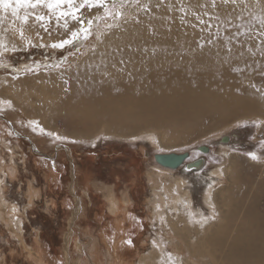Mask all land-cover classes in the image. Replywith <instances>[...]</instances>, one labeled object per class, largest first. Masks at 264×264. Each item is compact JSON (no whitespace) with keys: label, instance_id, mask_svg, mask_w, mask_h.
I'll list each match as a JSON object with an SVG mask.
<instances>
[{"label":"rangeland","instance_id":"rangeland-1","mask_svg":"<svg viewBox=\"0 0 264 264\" xmlns=\"http://www.w3.org/2000/svg\"><path fill=\"white\" fill-rule=\"evenodd\" d=\"M149 1L123 0V6L117 2L115 9L109 3L110 13L119 12L121 15L114 18L106 15L103 9L98 11L100 18L93 23L92 34L75 47L53 49L42 46L67 35L57 33L63 22L57 24L53 19L48 32L39 27L30 29L35 31L39 28L41 31L39 35L28 36L31 45L0 57L4 64L9 65L8 68L0 67V93L21 101L24 107L28 105L27 109H21L19 105L5 108L0 105V116L6 117L9 127V133L0 128V155L5 160L3 165L0 163V189L5 201L20 210L16 217L22 220L23 227L18 231L19 227L10 223L12 213L4 210L2 215L5 219L0 217V264H36L28 252L37 243L43 247L51 264H74L75 261L80 264H108V258L114 264L137 263L149 251L157 230V221L153 220L147 206L154 197L148 175L158 171L154 162L158 151L150 145L149 133L164 139L168 151L189 154L179 168H165V174L171 175L164 176L163 182L179 177L189 182L186 187L196 209L206 208L201 198L203 182L198 178L206 180L207 175L220 165L218 148L224 146L229 153L243 159L237 166L238 180L233 183L235 187L241 186L235 212L242 215L243 207H251V216L260 211L264 214V107H254L249 111L233 106L218 112L213 120L211 114H196L204 117L198 118L194 117L195 114L186 112V116H180L177 111H172L167 113L160 126L155 122L147 124L143 115L142 119L138 116L150 113L143 109L133 112L138 111V115L126 114L123 117H119L111 106L107 112L93 110L97 102H105L109 98L103 93L93 97L96 88L86 85V79L105 81L112 78V73L119 68L107 59L110 52H104L103 60L99 62L96 58L93 66L85 68V61L98 56L104 44L112 50L123 49L129 55L140 52L154 54L159 48L168 49L163 43L165 39H172L175 43L178 40L191 41L195 29L230 28L229 37L217 36L216 44L222 49L218 56L177 66L174 71H147L146 78L156 74L162 79L161 83L164 79H171L169 83L172 85H179L184 90L196 89L199 95L208 98V89L222 88L231 79L241 80L242 85L257 88L255 93L264 97V36L259 32V27L264 30V0H235V3L232 0L227 3L225 0H160L167 13L152 12ZM86 18L93 19L91 15ZM164 19L168 27L157 42L149 35L155 28L150 30L148 26L153 20L160 22ZM140 21L144 27L131 41L127 40L129 48L124 40L125 44L107 41L115 29L132 28ZM230 25H236L238 29ZM99 31H103L100 37L97 36ZM172 32H180L184 36L178 38L170 35ZM237 33L242 34L237 36ZM260 40H263V45ZM213 44H207L206 48ZM231 63L236 65L231 66ZM29 67L33 71H27ZM248 75L249 83L245 81ZM137 76L122 77L117 86L135 84L139 79ZM4 89L7 91H2ZM145 90L141 88L138 92ZM240 92V88H236L233 94L245 96ZM120 93L129 92L120 90ZM161 97L168 103L174 101L166 94ZM135 100L134 97L129 98V101ZM32 104L40 106L41 111L48 114L37 117L35 121L50 118L49 128L67 140H56L48 135V130L41 133L33 130L28 118L35 117L37 107L34 113L30 108ZM184 109L189 110L186 106ZM221 110L215 109L214 112ZM154 111L155 107L151 112ZM192 118L193 123L187 122ZM110 126L122 129L124 133H114ZM163 131L166 133L164 138ZM224 137H229V142L223 143ZM202 147L208 151H201ZM249 153H255L258 159H251ZM197 161L201 162L197 169L188 167ZM5 165H15V178L11 179L3 172ZM225 184H229L227 179L223 186ZM31 185L38 195L28 207L27 194ZM110 192L119 201L120 211L116 215L108 207L107 195ZM126 197L130 202L124 205ZM241 218L239 216V220L226 225L239 224ZM14 230L22 233V238H17ZM69 233L70 241L67 242L65 236ZM164 233L165 226L159 237L162 243H165ZM128 240H131V246L125 243Z\"/></svg>","mask_w":264,"mask_h":264},{"label":"bare ground","instance_id":"bare-ground-1","mask_svg":"<svg viewBox=\"0 0 264 264\" xmlns=\"http://www.w3.org/2000/svg\"><path fill=\"white\" fill-rule=\"evenodd\" d=\"M117 2L119 3L118 0ZM109 3L111 4L112 0H109ZM149 6L152 12H168L161 6L160 0H150ZM100 10L102 9H93L92 11L85 10L84 16L90 17L91 15L94 22H97V12ZM3 16L4 18L0 20V40H3L9 48L13 45H15L18 50L27 47L28 44L25 41H21L14 30L19 26V22L17 21L14 25V18L10 13L3 14ZM151 22L149 23L148 29L151 30L155 28V31H151L149 35L153 40L158 42L164 34L163 31L167 29L168 24L166 19L160 22H156V20ZM128 23L132 25L131 22ZM250 23L251 21H249V24ZM68 25L69 28L77 27L76 23L72 20L68 21ZM232 26L238 29L236 25H230V27ZM248 26L249 25H247V28H251ZM143 27V21H140L139 24H136V26L132 28H126V26H124V28L115 29L111 35L108 36L107 41L122 44L124 40L128 43L127 47L129 48L130 43L128 41H131L138 32H141ZM6 29L7 31H5ZM37 32H39V34L41 33L39 28L35 31L28 30L25 34L28 37L37 35ZM259 32L264 36V30L260 27ZM57 33L66 35L67 31L60 25L57 29ZM230 33V28L217 27L213 28L212 31L195 29L194 32H192L193 39L191 41L187 40L181 42L178 40L175 43L172 39H165L163 43L168 46V49L159 48L154 54H144L140 52L129 55L123 49L112 50L108 44H104L100 47V54L98 56H91L85 61V68L93 66L96 58L99 59V62L103 60L102 54H104V52H110L111 55L107 57V59L109 62H114L119 69H117L115 73H112L111 79L105 81L86 79V85L88 84L96 88L93 92V97L103 93L104 96L106 95L107 98H109L105 102H97L93 110H105V112H107L111 106L116 109L119 117H123V115L126 114H131V116L138 115V111L136 113L133 112L136 109L141 112L143 109V111H149L150 113L138 115L139 118L142 119L143 115L147 124L155 122L157 126H160L163 123L162 121L167 118V113H171L172 111H177L180 113V116H186V112L195 115L211 114L210 116L213 120L218 112L222 113L223 110L232 109L233 106H241L249 111L254 107L262 109V107H264V97L255 93L257 88L254 89L251 86L242 85L240 82L241 80L236 81L231 79L228 85L222 88L208 89L207 91H209L210 94L208 98L207 96L199 95L196 89L184 90L179 85H172L169 83L171 79H164V82L161 83L162 79L157 78L156 74H150L149 77L146 78L147 71L157 73L160 71H174L177 66L195 64V62L205 61L204 59L209 60L212 56H218V54L222 52V49L216 44L217 36L224 35L227 38L230 36ZM102 34L103 31H99L97 36L100 37ZM170 35H175V37L177 36L178 38L184 36V34L180 32H172ZM236 40L237 39H234L235 42H237ZM263 40H260L262 45ZM212 42L214 43L212 47L209 49L206 48V45ZM260 43L258 44L259 48L261 46ZM189 47H191V49H189ZM11 53H13V51H9L4 55ZM262 56H264V54H262ZM234 65H236V63H231V66ZM136 74L139 79H142L141 81L138 79L135 84L124 83L123 85L117 86V83L122 77H135ZM245 81L249 83V75L245 77ZM101 87H105V89H101ZM141 88L146 89L145 92L139 93L138 91ZM236 88H240V94L243 93L245 96L234 95L233 93H235ZM120 90H126L129 93H120ZM2 91H7V89ZM113 91H117L118 93L114 94L112 93ZM164 94L173 97L174 101L172 103L163 101L161 96ZM132 96L136 99L135 101H129V98H133ZM0 105H2L3 108L8 106L15 107L16 105H19L21 109L28 108L27 104H25L27 106L24 107L21 101L8 98L1 93ZM185 106L189 108L188 111L184 109ZM154 107L155 111L151 112ZM30 108L34 113L36 109V114L33 118L27 117L29 119L28 121H35L38 119L37 117L43 115L48 116V114L41 111L40 106L36 104H32ZM215 109L222 110L214 112ZM8 115L9 114H6V116ZM194 117L204 118L198 115ZM37 122L38 126L31 125L32 128L35 127L37 132L41 133L40 129L42 128L44 130L43 132L48 130L49 133H55L60 137L66 138L64 135L49 128L51 123L50 118H45L44 120L39 119ZM187 122L193 123L194 119H187ZM0 128L9 133V127L6 125L5 116H0ZM109 128L112 129L114 133H124L122 129L117 127L110 126ZM162 133V137L164 138L166 133L165 131ZM148 138L150 145L154 147L155 151H158L156 154L175 153L174 151H168V146H164V139H159L150 133ZM218 150L221 155L220 165L216 166L215 169L207 175L206 180L198 178L199 181L203 182L204 187L201 198L202 204L206 208L199 207L196 209L195 205H193L190 190L186 187L189 182L184 181L180 177L178 179L174 178L173 180L169 179L163 182V177H170L171 174H168V172L165 174L164 171L167 170L165 169L167 167L158 165L154 160L156 163L155 168L158 171L150 172L148 175L153 187L151 194H153L154 197L149 200L147 206L151 217L153 220L157 221V230L155 233L156 246H153V242H151L149 251H147L145 255H142L137 263L130 262L128 264H264V214L261 213V211L259 214L255 212L256 214L252 215V217L250 215L252 214L251 207H243L242 215H238V213H236L237 211L235 212L236 205H239L238 201L240 195L238 194V190L241 189V186L235 187L233 183L237 179L236 173L239 172L237 166L240 165L243 159L229 153L228 149H225L224 146H219ZM4 162L5 160L0 155V163L3 165ZM200 165L201 162L197 161L195 164L188 165V167L197 169ZM14 166L5 165V167L3 166L2 168L3 172L11 179L15 178L17 174ZM226 179L229 184L223 186V182ZM37 195V190H34L32 185L29 186L27 194L28 207L33 203ZM118 202V198L112 192L107 195L108 207L114 215H116V212L120 211ZM128 202H130V199L126 197L123 204L126 205ZM6 203L3 191L0 189V217L5 219V215L2 214H4V210L7 209L12 213L13 217H9V220L11 219L10 223L12 222L11 224H14L16 228L19 227L20 230L18 229V231H21L23 229L21 225L22 220L16 217V213L20 210L16 205H9L8 203L7 205ZM113 205H115V207H113ZM239 216L242 217L239 224L237 222L235 225H226L227 223H232V220L235 222ZM205 217L208 219L205 220ZM5 221L7 222V220ZM71 224L70 221L69 225ZM164 226L165 239L163 240L165 243H162L159 237L164 231ZM16 233L17 238H22L20 236L22 233ZM70 234L71 233L68 235L66 234L65 241H70H68ZM28 253L29 257L36 264H51L46 259V253L43 247L38 243ZM169 254H171L172 257L171 261H169ZM66 259L68 260L67 257ZM108 259H106L108 264H114L111 258ZM75 262L74 264H80V262Z\"/></svg>","mask_w":264,"mask_h":264},{"label":"snow or ice","instance_id":"snow-or-ice-1","mask_svg":"<svg viewBox=\"0 0 264 264\" xmlns=\"http://www.w3.org/2000/svg\"><path fill=\"white\" fill-rule=\"evenodd\" d=\"M119 2L121 6H123V0H119ZM227 2L228 0H225V3ZM232 2L235 3V0H232ZM116 4L117 0H112V9L116 8ZM108 5L109 0H0V20L4 18L3 14L10 13L14 18L13 24L15 25L17 21L19 22V26L14 29L18 38L29 45H31V40L26 36V31L33 27H39L45 32H48V25L52 23L53 19H55L57 24L63 22L62 26L67 31L66 37L53 42L50 45L42 46L51 47L53 49H65L68 46L75 47L79 41L87 39L92 34L91 30L94 20L84 16L85 10L92 11L93 9H103L106 15H112L114 18L121 15L119 12L110 13ZM97 18L99 19L100 17ZM69 20L74 21L77 27L69 28ZM200 22L203 23L204 21L201 20ZM5 31H7V29ZM36 34L39 35V32ZM241 34L242 33H237V36ZM9 51H16V46L13 45L9 48L3 40H0V57H3L4 54ZM0 67L8 68L9 65L4 64L2 60H0ZM26 70L29 72L33 71L30 67L26 68ZM29 123L33 126H38L37 121H30ZM256 123L258 124V122ZM33 130H36L35 127ZM40 131L43 132L44 130L41 128ZM48 135L54 136L56 140L67 139L60 137L55 133H48ZM70 142L75 143V141ZM249 156L253 160L258 159L255 153H249ZM53 167H55V162H53ZM113 207H115V205H113ZM206 219L208 218L205 217V220ZM125 243L131 246L132 242L131 240H128L125 241ZM153 246H156L155 240H153ZM171 259V254H169V261H171Z\"/></svg>","mask_w":264,"mask_h":264},{"label":"water","instance_id":"water-1","mask_svg":"<svg viewBox=\"0 0 264 264\" xmlns=\"http://www.w3.org/2000/svg\"><path fill=\"white\" fill-rule=\"evenodd\" d=\"M222 142H229V137H224ZM201 151L207 152L208 150L205 147L200 148ZM188 153H161L155 154L154 160L158 165H162L169 169H177L184 162V160L188 157Z\"/></svg>","mask_w":264,"mask_h":264}]
</instances>
